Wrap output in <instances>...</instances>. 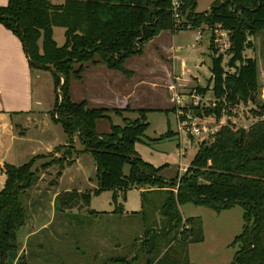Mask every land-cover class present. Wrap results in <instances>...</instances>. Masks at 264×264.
I'll list each match as a JSON object with an SVG mask.
<instances>
[{"label": "trees", "instance_id": "1", "mask_svg": "<svg viewBox=\"0 0 264 264\" xmlns=\"http://www.w3.org/2000/svg\"><path fill=\"white\" fill-rule=\"evenodd\" d=\"M179 2L184 15L183 22L176 25L170 17L168 0H62L55 5L51 0H6L0 7V24L20 42L29 68L49 69L53 74L60 99L55 95L50 118L69 143L67 156L76 136L94 163V190L60 193L55 198L58 210H69L77 203L87 206L91 196L110 192L111 214H122L119 198L123 201L128 189L141 191L140 210L130 212L140 216V245L128 260L113 256L108 262L128 264L142 254L144 264H190L179 263L175 254L169 258L176 249L185 255L188 243L202 240L200 218L183 217L179 212L180 204L190 203L216 213L238 205L243 224L231 244L239 241L240 247L233 252L229 264H264V103L257 102L256 62L243 58L244 50L251 48L248 37L264 32V0H228L224 4L213 0L208 12L203 13L194 12L196 0ZM201 26L225 33L226 52L230 55L227 66L233 69L225 74L220 67L221 57L210 59L207 69L216 106L206 110L205 115L219 117L225 111L229 117L231 107L252 103L255 108L250 111L258 120L246 129H235L229 121L219 126L210 143L198 146L185 170L165 181L159 175L162 168L143 162L134 151L135 144L146 141L143 134L148 127V111L88 109L85 102H71L68 83L80 80L83 65L100 64L125 74V60L140 56L143 45L159 32L173 34ZM55 27L63 29L61 46L52 39ZM126 112L138 117L127 119L123 126L109 123V113L118 116ZM98 120L109 123L108 133H95ZM169 134L167 130L153 141L166 139ZM37 158L20 166H0V176L4 178L0 183V264H5L15 248V227L25 217L21 197L38 181L36 170H31ZM65 162L60 157L40 168L56 165L57 179ZM151 207H157V219L150 218ZM18 257L13 264H27Z\"/></svg>", "mask_w": 264, "mask_h": 264}, {"label": "rangeland", "instance_id": "2", "mask_svg": "<svg viewBox=\"0 0 264 264\" xmlns=\"http://www.w3.org/2000/svg\"><path fill=\"white\" fill-rule=\"evenodd\" d=\"M61 1L62 0H51V4L55 5ZM225 2H228V0H220V4H224ZM212 3L213 0H196L194 12H208V8ZM198 30L201 35L199 40H195L197 30L193 29L179 30L173 34L164 31L159 32L157 36L143 45L140 56H134L126 59L123 68L128 71L136 72L138 76H147L149 72L148 70L151 68L152 63H154L153 60L156 57L154 55V49L156 48L161 51L164 47L166 48L167 46H170L174 49L172 55V67L177 71L178 75L180 73L183 75V71L180 70V62L184 63L185 79L189 82V84L183 83V87L192 88L183 89L181 91L180 95L185 99L182 101L183 105H177V107H180H178L176 111L174 110L175 116L177 115V112L183 114L180 118H183L185 115L193 117L196 116L198 121L205 124L210 131L213 128L217 130L219 126L224 125L227 121H229L235 129H246L249 125L258 120L250 111L255 108L252 103H248L245 106L239 105L231 107L229 109V117L226 116L225 111H222L219 117H215L213 114L205 115L204 113L206 110H211L216 106L212 96V86L209 82L210 76L207 69L210 59L217 56L221 57L222 60L220 67L225 74L231 73L233 69L227 66V61L230 58V55L226 52L228 39L225 33L217 29H208L204 26H201ZM62 32L63 29L55 27L53 40L57 46H61L63 44L64 39H62ZM248 40L251 44V48L244 50L243 58H251L256 62V67L258 68L257 85H259L257 102L262 104L264 103V32H260L255 37H248ZM87 68H90L89 65H83V70L80 75L83 84L77 80H70L68 83V90L73 103L74 101H79V99H81L80 97L85 94L84 86H87L89 77L92 74L90 71L86 70ZM31 71L34 72V70ZM41 72L43 71H36V73L39 74ZM193 77L196 78V80H194ZM61 81L62 80L60 78V83ZM38 82L40 83V87ZM47 82H49L48 74L42 75L40 80L35 82L34 90L37 92L40 90L43 100L47 102L50 101L49 99L52 98L53 93L55 94V92L60 99V91L58 87L56 88V91H53L52 88L48 87ZM36 85H38V87H36ZM160 94H162V92L158 93L153 90L149 91L146 88L142 90L141 95L144 97V100L141 102L145 105L144 107L155 110L153 112H147L146 114V122L149 124V127L148 129L146 128L143 134L145 140H147L146 137L150 140L158 135H161V133L164 132L166 120L170 123L171 128H175L172 113L161 110L158 111V109L165 107L162 103L163 99L158 96ZM190 97H198L199 100L198 102H195V100ZM45 109L44 114H41L42 117L39 116L35 120L33 119L32 121L30 120L24 123V126L27 127V138L31 140H44V138L50 135V139L54 138L57 140L58 134L61 133L60 126L55 125L51 121L50 107H46ZM109 115L112 119L111 122L109 119V123L117 126H123L124 121L127 119L134 120L138 117L136 114H121L117 116L109 113ZM52 118L55 119V116H52ZM177 118H179V115H177ZM100 121V127L107 124L103 120ZM42 133H45L43 137ZM171 136L172 134L166 139H170ZM174 136L175 134H173V137ZM211 140V136L207 139L204 138L203 135L193 138L187 134L183 135L180 133V144L179 139L176 138V141H178L179 147L186 146L183 155L179 152V147L176 148L174 143L170 141L164 142L159 149H157V154L165 157V162L169 161L177 165L178 168H181V165L186 166L194 157L196 149L200 144H208ZM152 141L153 140H150V142ZM155 148L157 147L154 146V149ZM66 150L67 149H64V147L60 148L59 146L35 159L31 170H36V176L38 179L39 175L42 172H45L43 175V185L45 187H49L55 180V171L57 170V166L52 165V167L45 169V171L44 169L41 170L40 165L42 166L43 163H48L52 159L65 157L64 155ZM83 150L85 149L83 148ZM159 159L161 162L163 161V158ZM90 169L88 161L82 158L76 167L65 169L62 172L58 184L51 187V189L60 191L66 186L69 187L76 185L81 176H83V172L88 174ZM122 171L123 174H126L127 167H123ZM38 189V185L35 188L31 187L23 193L21 197V204L24 207L25 217L23 222L15 227V248L9 252L6 260L4 261L5 264H13L12 261H14L18 256V258L21 257L20 259H23V261L27 264H111V262H108L110 257L122 256L128 260L135 252L138 245H140L139 241L142 240L140 237L143 230L140 223V216L129 215L126 220L128 228L124 234V238L123 236L121 238L122 245H120V243L115 245V241L118 239L113 238V246L120 247L113 249L112 255H92L91 245L88 244V234L91 232L92 227H94L91 226V221L94 222L98 218L87 215L78 216L74 220V217H71L70 211L63 213L65 210L62 209L59 211L58 206L56 210H52V207L48 206L45 197L43 198V196H41L37 199V197L34 196L37 195L34 194V191ZM107 197V194H99L94 197L91 196V207L93 209L106 210L108 202ZM136 198V191L130 192L128 195L129 204L125 207L129 208L130 205L136 201ZM48 207L51 210H49ZM179 207L180 212L184 217L198 216L200 218V235H202V240L188 243L185 255H180L178 249H176L175 252L169 254V258L175 254L174 258L179 263L229 264L232 261L233 252L240 247L239 241H236L233 244L231 243L233 236L240 232L243 224L241 221V208L238 205H234L230 209L221 210L219 213H215L207 207L198 205L194 206L190 203L180 204ZM132 216L136 218L134 219ZM149 216L151 219H157L159 217L157 207L150 208ZM47 219H49L47 226L45 225L44 228H40V225H42V223H44ZM77 224L81 225L79 226ZM31 230H35V232L31 236L25 238V235ZM197 233L198 231H195V235ZM150 244L151 243L148 242L147 246ZM22 246L24 247L21 249ZM128 264H144L143 255L139 254L137 260L130 259Z\"/></svg>", "mask_w": 264, "mask_h": 264}, {"label": "crops", "instance_id": "3", "mask_svg": "<svg viewBox=\"0 0 264 264\" xmlns=\"http://www.w3.org/2000/svg\"><path fill=\"white\" fill-rule=\"evenodd\" d=\"M5 4L6 0H0V7H3ZM53 34L54 29L52 31V39ZM173 51L174 49H172V47L170 46H167L166 48L164 47L161 51L155 48L154 55L156 57L153 60L154 63H152L151 68L148 70L149 72L147 76H138L136 72L124 69L123 65L125 62L122 65V69L125 74H121L119 72L112 71L109 69L107 70L103 65L100 64L90 65V68H87L86 70L90 71V73L92 74L89 77L87 86H84L85 94L80 97L81 99H79V101H77L85 102V106L88 109H103L109 111L125 110L126 108H129L131 111L147 110L148 112H153L155 111L154 109L144 107L145 105L141 102L144 100V97H142L141 95L142 90L146 88L149 91L153 90L154 92L157 91L158 93L162 92V94L158 96L163 99L162 103L165 107L158 109V111L161 110L164 112H171L173 115V122L175 123V128H171L170 123L166 120L165 129L164 132L161 133V135L168 130L172 134V136L170 139H163L159 142H150L148 140L149 138L146 137L148 141L146 140L144 144H135L134 151L143 162H147L153 168H162L159 172V175L165 181L174 178L177 173L180 174L181 170L185 169L192 160L191 159L186 166L181 165V168H178L177 165L169 161L165 162L166 158L162 155L159 156L157 154V149H159V147L164 142L170 141L174 143L176 148L179 147L180 134H177L176 132V116L174 113V110L176 111L179 106L177 107L173 103L172 94L180 95L183 89H192L190 87H183V83L189 84V82H187L185 79L184 63L180 62V70L183 71V75H181L182 73L178 75L177 71L172 67ZM31 70H34V72ZM36 71L43 72L39 74L36 73ZM44 74H48L49 76V82H47L48 87L52 88L53 91H56V89H54V78L51 71L49 69L35 70L29 68L27 59L24 56L20 42L8 29H6L5 27H3L2 24H0V166H2L3 164L20 166L25 164L28 159L35 156L40 157L43 154H46L59 146H63L64 149L68 148L69 143L66 141L65 135L63 134L61 128L60 131L62 135L58 132L59 134L57 140L54 138L50 139V135L44 138V140H31L26 137L27 127L24 126V123L30 120L32 121L33 119L35 120L37 117L41 116V114H44V110H46V107H50L51 111L53 109L55 95H57V93H53L52 98H50V101L47 102L43 100L40 90H38V92L34 90L35 82L39 81L40 77ZM193 79L196 80V78L194 77ZM78 81L82 82L83 84L81 76L80 80ZM38 85L40 87L39 82ZM38 85H36V87H38ZM170 87L172 88V91L169 90ZM68 94L71 100L69 90ZM126 114L129 115L135 113H122V115ZM146 114L145 121L147 119ZM109 119L111 122L112 119L110 115ZM100 122V120L95 122V133L98 135L106 134L109 130V123L107 121H104L107 124L103 127H100ZM44 134L45 133H42V137L44 136ZM173 134H175L174 137ZM161 135H158L157 137H154L150 140H157V138ZM176 138L179 139V144L178 141H176ZM71 142L72 144L70 145V147L72 148V150L69 156H67L66 153L64 155L65 157H63V159L67 161V164L65 162L62 169L60 170V177L55 179L49 187H45L43 185V175L45 174V172H42L39 175L38 183L33 186V188H35L37 185L39 186V189L34 191V194H37L34 196H36L37 199H39L41 196H43V198L45 197L48 206H51L52 210L57 209V202H55V198L56 196L60 195V193L91 192L96 187L94 175L95 167L92 159L83 150V146L78 141H76V136L72 138ZM154 146H156L157 148L154 149ZM82 158H84V160H87L88 164H90L91 169L88 174L83 172V176H81L78 183L74 186H66L60 191L52 190L51 187L56 186L58 184L62 172L65 169H71L73 167H76V165L79 164ZM159 158H163V161L161 162ZM3 180L4 178L0 176V183ZM132 191H136L137 193L136 201L133 202V204H131L129 208H126L125 206L129 204L128 195ZM140 193V190L128 189V191L124 195V200L122 201L119 198V203L121 205V208H123L122 214H111L112 205L110 203V192H102L100 194H107L108 196L106 210L93 209L91 207L90 202L92 200H89L87 206H82L81 204L77 203L75 207L69 210L64 209L65 211H63V213L70 211L71 217H74V220L78 216L89 215L97 217L98 219H96L94 222L91 221V226L94 227H92L91 232H89L88 234V244L91 245L92 255H112V250L120 247L113 246V238L118 239L115 241V245H117V243H120V245H122L121 238L122 236L124 238V234L128 228V226L126 225V220L127 217H129L130 215L129 212H138L140 210ZM49 210L51 209L49 208ZM89 210H92L94 212L96 211V213H89ZM132 217L134 219L136 218L134 216ZM48 221L49 219L42 223V225H40V228H44L45 225L47 226ZM77 225L80 226L81 224ZM34 232L35 230L29 231L25 235V238L31 236ZM23 247L24 246H22L21 249Z\"/></svg>", "mask_w": 264, "mask_h": 264}, {"label": "built area", "instance_id": "4", "mask_svg": "<svg viewBox=\"0 0 264 264\" xmlns=\"http://www.w3.org/2000/svg\"><path fill=\"white\" fill-rule=\"evenodd\" d=\"M169 2V12H170V17L173 20L174 24L179 25L183 22V15L184 13H182L181 10V2H179V0H168ZM200 33L199 30L197 29V36L195 37V40H199L200 39ZM170 91H172V88H169ZM172 100L173 103L177 106V105H183L182 101H184L183 96L177 94H172ZM191 99L193 98L195 100V102H198L199 98L198 97H190ZM180 107V106H179ZM177 115H179V118H177ZM177 115L175 117V121H176V132L177 134L182 133L183 135H189L190 137H198L200 135H203L204 138H209L213 133L216 131L215 128H213L211 131L205 126V124H202L198 121V118L196 116H187L185 115L183 118H180L183 114H181L180 112H177ZM177 118V119H176ZM186 146L183 147H179V152L181 153V155H183L184 153V149ZM185 169L181 170V173L184 171Z\"/></svg>", "mask_w": 264, "mask_h": 264}, {"label": "water", "instance_id": "5", "mask_svg": "<svg viewBox=\"0 0 264 264\" xmlns=\"http://www.w3.org/2000/svg\"><path fill=\"white\" fill-rule=\"evenodd\" d=\"M251 101H252V100H251ZM251 101H250V102H251Z\"/></svg>", "mask_w": 264, "mask_h": 264}]
</instances>
